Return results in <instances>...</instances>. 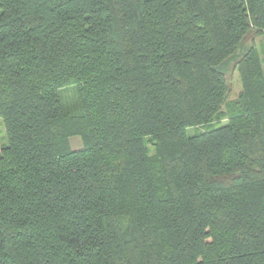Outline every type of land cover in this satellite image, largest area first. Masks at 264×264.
I'll list each match as a JSON object with an SVG mask.
<instances>
[{
    "label": "trees",
    "instance_id": "trees-1",
    "mask_svg": "<svg viewBox=\"0 0 264 264\" xmlns=\"http://www.w3.org/2000/svg\"><path fill=\"white\" fill-rule=\"evenodd\" d=\"M252 30L264 0H0V264H264Z\"/></svg>",
    "mask_w": 264,
    "mask_h": 264
},
{
    "label": "rangeland",
    "instance_id": "rangeland-1",
    "mask_svg": "<svg viewBox=\"0 0 264 264\" xmlns=\"http://www.w3.org/2000/svg\"><path fill=\"white\" fill-rule=\"evenodd\" d=\"M256 44L259 48L262 56H264V38L262 35H260L256 30H252L247 37L243 40L239 50L237 51L238 54L242 53L243 50H245L247 47H249L251 44ZM235 60H232L230 62V65L228 67V73H227V79L229 83V94H228V101H232L238 98L241 90H242V82L239 75L238 70L235 66ZM63 99L66 104H68L70 109H73L76 104L78 103V92L74 87H70L67 90L62 91ZM225 107L223 108V110ZM227 121V118L223 119L221 122H213L208 124H203L200 126H193L189 127L187 129L188 135H194L196 133L208 131L211 129H214L221 124L225 123ZM7 135H6V129L4 125L3 119L0 117V145L7 143ZM80 139L78 137L71 139V146L72 148L80 147Z\"/></svg>",
    "mask_w": 264,
    "mask_h": 264
}]
</instances>
